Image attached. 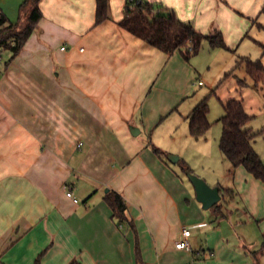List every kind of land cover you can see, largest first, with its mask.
Returning a JSON list of instances; mask_svg holds the SVG:
<instances>
[{
  "label": "crops",
  "instance_id": "crops-1",
  "mask_svg": "<svg viewBox=\"0 0 264 264\" xmlns=\"http://www.w3.org/2000/svg\"><path fill=\"white\" fill-rule=\"evenodd\" d=\"M147 1L205 35L221 31L229 50L238 48L236 59L212 48L219 74L241 57L264 63V0ZM125 5L110 0V18L96 25L97 0H41L43 16L22 49L3 52L0 264H264V181L233 166L220 142L209 145L208 131L190 134L188 115L205 98L189 101L194 58L166 54L122 28ZM0 6L9 24H27ZM254 30L255 47L241 53ZM179 124L188 156L162 144L161 128ZM246 128L260 131L252 121ZM254 147L264 162V135ZM196 153L206 163L200 177L221 189L217 207L204 209L172 166L193 165ZM111 191L124 197L126 218L114 216ZM184 228L191 250L175 246Z\"/></svg>",
  "mask_w": 264,
  "mask_h": 264
},
{
  "label": "trees",
  "instance_id": "trees-1",
  "mask_svg": "<svg viewBox=\"0 0 264 264\" xmlns=\"http://www.w3.org/2000/svg\"><path fill=\"white\" fill-rule=\"evenodd\" d=\"M40 1L24 0L22 5L23 7L29 5V16L27 24L22 28L9 24L5 14L3 15L1 23L7 24L0 30V40L15 36V44L9 47L14 54L19 53L43 16ZM109 1L97 0L96 25L110 18ZM120 26L166 54L171 55L180 51L187 60L200 53L205 40L212 48L230 49L221 31L205 35L197 31L190 23L181 21L175 13L166 11L162 6L147 0H127L125 16L120 21ZM241 65H245L255 86L263 88L264 63L262 60L241 57L237 68ZM243 82L241 80V83ZM223 107L225 115L221 118L223 125L220 137L221 151L233 166H243L255 178L264 181V162L254 147L256 137L264 130L253 132L246 128L252 116L246 111L241 99L231 98L223 102ZM209 113V96H206L188 115L189 130L193 137L200 138L209 130L211 126ZM155 152L161 154L163 151L155 148ZM185 170L192 172L188 166ZM106 199L114 216L120 219L126 218L127 204L121 194L111 191L106 195ZM217 206L218 204L215 205ZM70 264L82 263L73 261Z\"/></svg>",
  "mask_w": 264,
  "mask_h": 264
},
{
  "label": "rangeland",
  "instance_id": "rangeland-1",
  "mask_svg": "<svg viewBox=\"0 0 264 264\" xmlns=\"http://www.w3.org/2000/svg\"><path fill=\"white\" fill-rule=\"evenodd\" d=\"M23 2L24 0H0V3L8 6L7 9L9 10L10 18L12 19V21L18 22L19 25L28 22L29 5L27 7H23L22 5ZM213 32L215 33L216 31ZM254 33H256L255 30L252 32H248V37L244 40L242 45H239L241 48L240 50L241 53H247L248 50H250L251 45L252 47L254 46V44L252 43L255 36ZM245 37H243V39ZM243 39L240 40L242 41ZM213 49L209 45L208 41L205 40L203 42V47L199 55H197L196 57L193 56L194 58L193 61L196 62V65L199 68L198 72H200V74L197 72V76H195L198 79L196 80L193 86V90L189 95L190 96L189 101L191 100L193 101V98L198 96H200L201 99L203 97L209 96V104H210L209 118H210L211 126L208 130L207 137H208L209 145L216 146L217 148V146H219L220 137L223 128L222 123L218 121L220 116H222V114L224 113V107L221 99L223 100L229 98L241 99L243 101L246 111L252 116V119L250 120V122L252 121V125L260 131L264 130V86L262 90L260 89V87L259 88L256 87L254 82H252V79L249 78L244 67L239 66L238 68H236L237 67L236 62L233 68H231V70L227 74L226 73L219 74L215 63L212 62L210 58V54L213 53V52L211 53ZM237 49L236 51L225 49L223 50V53L231 55L232 58L236 59V56L238 54ZM226 50L228 52H226ZM254 59H257V57ZM243 76H246L247 80H245ZM199 80H202L203 85L198 84ZM241 80H244V82L241 83ZM186 123L187 122H185V124ZM161 129H162L161 130L162 136H164L163 139H161L163 141L162 144L164 146H167V148H170L171 150H177V151L183 150L185 154H187L188 156V154L191 152L190 149L193 148L191 147L190 144H186L181 141L184 135L183 126L181 124L175 126L173 130H170L172 132H170L169 129L166 128L165 129L161 128ZM174 135L177 138V142L173 143ZM261 135H264V131ZM156 146L160 147L161 150L164 151L167 159H169V156L171 155L179 156L174 151H168L163 147H161L160 145H156ZM203 154L204 153H202V155L196 153L192 155L193 165H191L187 161L189 164L188 165L187 163L184 162L186 160L182 159L179 163H175V164L173 163L172 166L177 167L176 169L179 170L188 180H189L188 173L185 170V167L187 166L188 167L190 166L189 168H191L192 173L200 176L198 172L203 170L202 166L206 165V163H204L205 158Z\"/></svg>",
  "mask_w": 264,
  "mask_h": 264
},
{
  "label": "water",
  "instance_id": "water-1",
  "mask_svg": "<svg viewBox=\"0 0 264 264\" xmlns=\"http://www.w3.org/2000/svg\"><path fill=\"white\" fill-rule=\"evenodd\" d=\"M135 130L137 129L132 128L133 134H136ZM169 158L172 161H175V159H177L178 157L171 155ZM187 173L191 183L195 188L197 200L202 203L204 209H210L211 207L218 204V202H220V200L222 199V194L219 186H211L202 177L189 171Z\"/></svg>",
  "mask_w": 264,
  "mask_h": 264
},
{
  "label": "built area",
  "instance_id": "built-area-1",
  "mask_svg": "<svg viewBox=\"0 0 264 264\" xmlns=\"http://www.w3.org/2000/svg\"><path fill=\"white\" fill-rule=\"evenodd\" d=\"M4 11L2 7L0 6V30L6 26L7 23H1V20L3 18ZM16 41L15 36H11L9 38H4L0 40V67L3 63V52L8 49L10 46L14 45ZM199 84H203L202 81L199 82ZM81 145V144H80ZM67 196L72 198L75 203L79 202V200L74 196L73 192L69 189H67ZM191 235L190 228H184L181 234L180 239L176 242V248L177 249H187L191 250V245L189 243V237Z\"/></svg>",
  "mask_w": 264,
  "mask_h": 264
}]
</instances>
